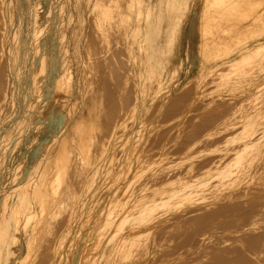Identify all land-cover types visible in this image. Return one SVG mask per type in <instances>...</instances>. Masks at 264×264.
<instances>
[{"label":"bare ground","instance_id":"obj_1","mask_svg":"<svg viewBox=\"0 0 264 264\" xmlns=\"http://www.w3.org/2000/svg\"><path fill=\"white\" fill-rule=\"evenodd\" d=\"M189 1L183 0L184 14L175 18L176 40L183 28L180 20L184 19ZM226 1L222 3L227 12L226 17H220L219 20L232 24L234 21H231L230 15L235 13L241 17L240 25L248 29L245 38L239 44L238 54L234 55L228 51L223 55L212 54L221 42L209 35L210 32L212 33L208 19L211 12L210 6L216 7L217 4L215 5L213 0H198L196 16L200 21V23L197 22L200 29L196 51L209 54L202 61L196 56L193 57L196 58V65L193 64V58H187L191 61L188 65L191 72L187 77L192 78L191 76L194 75L201 79L205 72L213 73L216 72L215 69L230 68L231 63L233 65L240 59L248 61L251 53L259 51L257 47H264V27L254 25L255 18L260 16L262 11L264 12V0H258L254 4L253 0ZM12 3V0H0V63L5 60L6 24L9 12H12L10 9ZM51 3L52 0L47 1V5ZM40 4L41 1H34L32 3L34 7L30 10L36 19V32L42 27L44 21L49 20L48 16H40ZM140 26L143 27L144 24ZM17 34L18 31L15 32V40H17ZM74 42L76 45L79 44L77 40ZM208 42L212 49H208ZM47 43L46 38L39 42L40 53L32 58V65L26 72L22 71V67L27 65L29 57L18 47L13 49L12 62L5 61V64L0 66V121L7 115L4 114V107L9 101L15 102L17 98H20L25 101L29 110L28 114L19 120L18 129L15 127L8 133V143L11 142V146L6 147L3 153L0 152V192L3 191L0 193V264H24L31 253L29 250L26 253V248L23 249V247L28 245L31 248L32 239L40 231L45 219L44 211L49 207V197L61 195L64 192L65 177L68 180L70 177L67 172L69 163L65 161L66 156L62 155L55 164L47 161L41 165L39 161L34 168L36 172L34 180L31 178L24 180L25 169L28 166L25 167L23 154L17 151V148L21 146L24 127L29 122H34L36 130H39L45 125L53 124V119L56 118L51 128L50 138L43 141L47 144L45 146L47 151L44 153L48 154L50 149L52 151V144L59 140L60 132L63 131L69 118V111H64L65 105H62V109L60 103L67 94L75 93L71 88L68 93L61 90L62 60L53 50L48 54L43 51ZM129 60L132 61L133 56ZM134 60L139 65V68L135 70L138 80L135 82L134 102L126 109L119 108L110 134L106 139H102L103 151H96L94 156L89 153L91 142L94 141L89 133L96 126L93 113L95 106L90 107L84 100L79 105V113L71 125L74 133L71 139L79 144V155L83 159L91 155L95 161L87 169L88 178L82 179L84 183L81 184L79 191H74L72 194V200L65 202V199L60 197L63 199L61 203L64 206L66 204L71 206L72 211L65 227L50 244L53 256L50 264H95L97 258L102 260L100 262L102 264L113 262L120 264L118 257L127 256V250L131 244L129 240L134 232L141 236L139 243L142 241V252L146 257H141L139 260L129 259L128 264H264V138L257 141L261 143L260 145L246 139L244 146H233L254 134L258 118L264 115L262 112L264 106L262 104L245 106L241 103L236 112L225 116L204 135L196 137L188 144L185 151L178 154L179 160L176 163L166 165L171 160L168 155V145L160 146L155 152L147 151L148 148L143 146L148 140L146 133L137 139L140 142L137 145H130L135 139L126 132L123 133L125 136L122 139L115 142H113V136L121 127L127 126L131 117L145 116L151 107V100L163 94L161 89L164 86L157 84L155 87L154 82L163 79L169 83L168 86L175 83L174 78L180 74L186 61L179 59L174 68L165 67L161 72V66L158 68L155 65L144 66L142 57L136 56ZM112 73L115 74V69ZM26 75L30 77L27 93L20 89L21 79ZM10 76L14 79L12 86ZM252 86L261 87L264 86V82L239 80L234 86L231 85L228 88L232 89L231 93L256 91L259 96L264 93L261 88L255 90ZM81 93L83 94V91ZM218 94L222 93L218 92ZM55 112H58V117H55ZM183 124V121L179 122V125ZM236 126L241 129L231 133L235 134L234 136L227 135L223 144L209 147V152L215 153L212 157L208 154L209 152L199 150L197 144L205 136L221 132L226 127ZM180 133L181 130H178L173 142L180 141ZM18 134L21 136L17 137ZM230 141L232 143L227 144ZM122 144L126 146L129 144L125 155L118 153L125 146ZM2 148L4 149L5 146L0 142V150ZM47 158H51V154H48ZM121 158L126 160L119 161L118 159ZM236 158L239 160L234 162L233 159ZM102 159L107 161L102 162ZM113 159L115 160L112 161ZM165 167L170 170L185 167L186 169L179 173V180H186L190 175L194 180L193 184L198 187V192L195 195L187 190L176 193L174 198L178 200L173 202L169 191L177 186V180L170 179L169 175L159 184L158 181L152 182ZM110 175L113 178L116 177V180L107 183L102 193L98 192L100 193L97 196L98 199H89L90 193L92 196L96 195L92 190V187L96 188L95 184L106 183V180L98 183V177ZM8 182H11L8 187L3 186ZM185 205L188 207L183 210ZM78 207L81 209L75 210ZM25 208L29 210L28 213ZM174 208H180L179 212L182 211V214L190 213L188 220L192 222L191 229H188L186 235L188 241L178 250V255L175 257H155L158 247L156 233L164 222H169L173 218ZM26 216L27 222L33 223L26 228L28 233L23 231L20 234H11L12 220ZM185 220L182 219L181 222ZM10 237H12L11 241ZM65 237L67 241L63 240ZM18 240L17 245H12L6 253L2 251L3 244L15 243ZM19 249L20 253L17 254ZM9 255L15 258L11 261L8 258H2Z\"/></svg>","mask_w":264,"mask_h":264},{"label":"rangeland","instance_id":"obj_2","mask_svg":"<svg viewBox=\"0 0 264 264\" xmlns=\"http://www.w3.org/2000/svg\"><path fill=\"white\" fill-rule=\"evenodd\" d=\"M12 1L13 3L10 6L12 12H9L6 24L5 60L0 63V66L5 64V61L6 63L12 62L13 49L18 47L24 53L26 52V56L29 57L27 65L22 67V71H28L30 65H32V58L40 53V50H38L39 42L46 38L48 43L44 46L43 51L48 54L53 50L56 52L57 57L62 60L61 90L68 93L71 88L75 93L74 95L67 94L61 100V108L64 104L65 107L62 109L64 111L68 110L70 114L63 131L60 132L59 140L51 146L52 151L50 149L48 153L51 154V158H47L48 154L44 153L47 151L45 149L47 144H44L43 141L50 138L51 128L55 124L56 118L53 119L54 123H51L52 125H45L39 130H36L34 122H29L24 127L21 146L17 148L18 153L23 154L25 167L28 166L25 169L26 177L24 180H27V178L34 180L36 174L34 168L39 161H41V165L47 161L55 164L58 163V158L62 157V155L66 156L65 161L69 163L67 172L70 174L69 180L65 177L64 192L61 195L56 194L53 197H49V207L44 211V222L38 234L32 239L31 248L28 245L23 247V249L26 248V253L28 250L31 253L27 260L24 261V264H50L53 259L50 244L55 241L57 234L65 227L72 211L71 206L62 204L63 199L60 197L62 196L65 202L72 200V194L74 191H79L81 184L84 183L82 179L88 178L86 176L87 169L95 161L91 155L87 159H83L79 155V144L71 139L74 135L71 125L77 118L80 103L84 100L90 107L95 106L93 113L96 126L89 133L94 140L89 147V153L94 156L96 151H103L102 139H106L107 135L110 134L115 114L119 108L121 110L126 109L134 102L135 82L138 80L135 70L139 68L134 57H142L144 66L155 65L157 68L161 66V72L164 71L165 67L174 68L179 59L186 61L180 74L174 78L175 83L168 86L169 83L163 81V79L154 82L153 85L155 87L157 84L164 86L161 89L163 94H160L163 96L159 95L156 99L151 100V107L145 116L131 117L127 126L125 128L121 127L113 136V142H115L122 139L125 136L123 133L126 132L135 139L130 145H137L140 143L137 139L146 133L148 140L143 146L148 148L147 151L155 152L160 146L168 145V155L171 160L166 165L176 163L179 160V158L177 159L178 154L184 152L188 144L196 137L204 135L216 122L236 112L241 103L245 106L248 104H262L264 106V93L260 96L259 94L257 95L256 91L253 93H231L232 89L228 88V86H234L235 82L239 80L264 82V47H261L263 49L257 47L259 51L251 53L248 61L240 59L234 62L233 65H231L232 63L228 64L230 68L222 67L221 69H215L214 71L216 72L213 73L205 72L202 74L201 79L194 75L191 76L192 78L187 77L191 72L188 69L191 61L187 58L196 56L197 59L202 61L209 54H202L196 51L198 50L199 24L196 27L197 32L195 31V41L188 43L187 19H189V14L193 10L192 7H195L196 23H200L196 16V2L198 0L189 1V7L185 12L184 19L180 20L184 28L181 29L178 40L175 39L174 32L175 18L184 14L183 0H158L155 1L154 9L152 0H52L50 5H47L49 0H39L41 1L39 7L40 16H48L49 20L44 21L37 32L35 31L37 26L36 19L30 12L34 7L32 3L36 0ZM213 1L217 6H210L211 12L208 19L212 33L210 32L209 35L211 37L214 36L215 39L221 42L215 47L212 54L221 53L223 55L224 52L228 51L237 55L240 49L239 44L245 38L248 29H244L240 25L241 17L235 13L230 15L231 21H234V23L229 24L220 21V17H226L227 12H225L222 3L227 1ZM256 1L258 0H253V4ZM255 20V26L262 25L264 27V12L262 11L261 15ZM140 24H144V26L142 27ZM16 31H18L17 40H15ZM155 34L159 36L160 48L155 47V42L157 43V38L154 40ZM76 40L79 41L78 45L74 42ZM208 49H212L209 42ZM132 56L133 60L130 61L129 58ZM195 59L194 65L197 64ZM114 69L115 74L112 73ZM153 72L156 73V71ZM13 81V76H10L11 86ZM28 84H30V77L26 75L21 79L20 89L26 92ZM252 87L255 90L258 88L264 90V86ZM81 91H83V94ZM218 92L222 94L219 95ZM161 107L163 108L159 111ZM4 108V114L7 115L0 121V142L5 148L0 150L1 153L4 152L6 147L9 148L11 146V142L8 143V133L15 127L18 129L19 120L29 112L25 101L20 98H17L15 102L9 101ZM57 114L58 112H55V117H58ZM180 121H183L184 124L179 125ZM239 126L226 127L221 132L205 136L197 144L199 150L207 153L210 150L209 147L223 144L227 135L231 136V133L241 129V127L238 128ZM178 130H181V139L175 143L173 139L177 136ZM20 136L21 134L17 135V137ZM229 136L228 138H230ZM261 138H264V115L258 118L254 134L251 137L240 140L233 146H244L246 139L260 145L261 143L257 141ZM231 143V141L227 142V144ZM122 145L125 146L118 153L125 155L129 144L128 146L126 144ZM211 153L209 152L208 154ZM213 155L215 153L210 156L212 157ZM122 159L126 160V158L118 160L123 161ZM233 160L237 162L239 158ZM101 161L105 162L107 160L102 159ZM185 167L173 170L165 167L152 181H158L157 183L159 184L160 181L169 175L171 176L170 179L177 180V186L169 191L173 202L178 200V198H174L176 193L187 190L195 195L198 192V187L193 184L194 180L191 179L190 175L186 180H179V173H182L186 169ZM75 168L76 173L74 174ZM98 179V183L102 180H106V183L102 185L95 184L96 188L92 187V190H94L96 195L92 196L90 193L89 199H98L97 196L100 194L98 192L102 193L103 189L108 185L107 183L113 182L116 177L113 178L111 175L109 177L99 176ZM10 184L11 182H8L3 186L8 187ZM17 200H19V197H17ZM187 207L188 205H185L183 210L187 209ZM77 209L81 208L78 207L75 210ZM25 210L27 211L26 213L29 212L26 208ZM173 210V218L169 222H164V225L156 233L158 247L155 257H175L178 255V250L188 241L186 235L188 229H191L192 222V220H188L190 213L182 214V211L179 212L180 208H174ZM179 219L186 220L181 222ZM175 220L179 221L174 222ZM26 222L27 216L13 219L11 234H20L23 231L28 233L26 228L33 223L27 222L26 224ZM179 233L180 235H178ZM11 239L12 237H10V241ZM63 240L67 241V237ZM139 240H141V236L139 233L136 234L134 232L129 240V244L130 242L131 244L128 247L127 256L118 257L120 264H128L129 259L139 260L141 257H146L142 252V241L139 243ZM18 242L19 240L15 243L3 244L2 251L6 253L12 245L16 246ZM18 253H20V249ZM2 258H8L11 261L15 256L9 255ZM100 262L102 260L99 258L95 260V264H102ZM112 264L115 263L113 262Z\"/></svg>","mask_w":264,"mask_h":264},{"label":"crops","instance_id":"obj_3","mask_svg":"<svg viewBox=\"0 0 264 264\" xmlns=\"http://www.w3.org/2000/svg\"><path fill=\"white\" fill-rule=\"evenodd\" d=\"M155 1H158V0H152L153 9L155 8V5H156ZM192 9L193 10L189 14V19H187V21H188L187 35L189 36L188 43H193L195 41V31H196V27H197L196 18H195V14H194L195 7H192ZM156 38H157V43L155 42V47L156 48H160V39H159V36L155 34L154 35V40ZM192 39H193V41H192ZM192 46H194V45L192 44ZM158 52H159V50H158ZM155 53H156V51H155Z\"/></svg>","mask_w":264,"mask_h":264}]
</instances>
